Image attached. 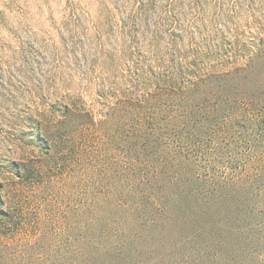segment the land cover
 <instances>
[{
	"label": "rangeland",
	"instance_id": "obj_1",
	"mask_svg": "<svg viewBox=\"0 0 264 264\" xmlns=\"http://www.w3.org/2000/svg\"><path fill=\"white\" fill-rule=\"evenodd\" d=\"M133 1L0 0V264H156L158 257L160 264H171V256L162 255L184 239L182 229L190 230L175 215L160 219L165 227L154 229L134 221L129 210L143 200L140 169L152 178L159 173L145 186L163 191L208 165L202 154L197 164L188 159L183 130H171L178 127L164 126L155 144L145 141L132 116L163 97L104 113L97 103L90 115L84 109L66 117L55 111L56 117L42 121L39 137V127L28 121L65 96L78 108L94 104L95 80L86 79L73 47L78 45L80 55L99 39L109 44L108 33ZM155 1L162 9L168 0ZM13 160L22 164V176L15 175ZM230 208L240 226L242 208L235 203ZM235 241L239 247L233 253L227 249L225 257L241 262L244 240L238 234ZM100 243L108 251L96 250Z\"/></svg>",
	"mask_w": 264,
	"mask_h": 264
},
{
	"label": "trees",
	"instance_id": "obj_2",
	"mask_svg": "<svg viewBox=\"0 0 264 264\" xmlns=\"http://www.w3.org/2000/svg\"><path fill=\"white\" fill-rule=\"evenodd\" d=\"M208 5L215 9L208 11ZM159 8L155 0H134L108 33L109 44L99 39L80 55L74 45L76 64H85L86 79L95 80L98 97L92 106L78 108L65 96L28 121L39 127V137L42 121L56 117L55 111L66 117L84 109L90 115L97 103L104 113L163 97L132 116L145 141L155 144L164 126L178 127L171 130H183L188 159L197 164L202 154L208 165L163 191L145 186L159 173L152 178L140 169L143 200L129 207L136 217L131 219L154 229L165 227L160 219H184L183 228L190 230L182 229L184 239L162 255L171 256V264H264V2L168 0ZM91 72L95 76L87 75ZM12 164L22 176V164ZM233 203L242 208L240 226L229 209ZM238 234L246 252L241 262L225 257L227 249L233 253L239 247ZM186 248L191 252L178 258ZM95 249L108 251L105 244ZM161 261L158 257L156 264Z\"/></svg>",
	"mask_w": 264,
	"mask_h": 264
}]
</instances>
